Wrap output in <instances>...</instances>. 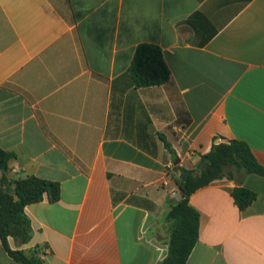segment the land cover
Instances as JSON below:
<instances>
[{
	"label": "crops",
	"instance_id": "1",
	"mask_svg": "<svg viewBox=\"0 0 264 264\" xmlns=\"http://www.w3.org/2000/svg\"><path fill=\"white\" fill-rule=\"evenodd\" d=\"M141 44L162 51L160 86L136 88ZM169 147L165 145V141ZM218 139L264 166V0H0V148L11 179L57 182L28 205L47 264H159L181 169ZM256 194L245 210L233 191ZM187 264H264V176L238 173L190 198ZM0 264H20L0 240Z\"/></svg>",
	"mask_w": 264,
	"mask_h": 264
},
{
	"label": "trees",
	"instance_id": "2",
	"mask_svg": "<svg viewBox=\"0 0 264 264\" xmlns=\"http://www.w3.org/2000/svg\"><path fill=\"white\" fill-rule=\"evenodd\" d=\"M129 74L136 88L162 85L169 77L162 49L154 44L139 45ZM165 145L169 147L166 141ZM15 157L13 152L0 148V240L14 261L20 264H47L43 257L46 248L38 247L29 252L12 249L9 238L15 239L18 244L28 243L31 222L25 208L42 201L46 196L50 202L59 201L61 187L57 182L35 176L11 179L9 162ZM232 167L238 173L264 176V166L256 160L249 145L239 140L216 144L211 152L202 156L196 170L181 169L178 181L181 199L171 207L167 216L170 223L169 252L159 264H187L199 237V213L191 207L190 198L214 181L233 179L235 176L230 171ZM233 197L237 206L245 210L255 201L256 194L244 187H237Z\"/></svg>",
	"mask_w": 264,
	"mask_h": 264
},
{
	"label": "water",
	"instance_id": "3",
	"mask_svg": "<svg viewBox=\"0 0 264 264\" xmlns=\"http://www.w3.org/2000/svg\"><path fill=\"white\" fill-rule=\"evenodd\" d=\"M216 143L217 144H220V143H229V140H227V139H218ZM3 172H6V169H3Z\"/></svg>",
	"mask_w": 264,
	"mask_h": 264
},
{
	"label": "rangeland",
	"instance_id": "4",
	"mask_svg": "<svg viewBox=\"0 0 264 264\" xmlns=\"http://www.w3.org/2000/svg\"><path fill=\"white\" fill-rule=\"evenodd\" d=\"M230 171L232 172V174L234 175V176H236L237 174H238V172H236V170H235V168H230Z\"/></svg>",
	"mask_w": 264,
	"mask_h": 264
}]
</instances>
